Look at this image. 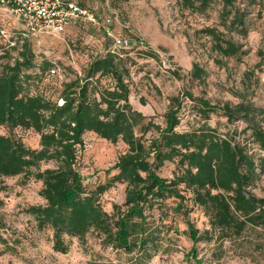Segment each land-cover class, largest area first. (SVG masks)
<instances>
[{
  "label": "trees",
  "instance_id": "1",
  "mask_svg": "<svg viewBox=\"0 0 264 264\" xmlns=\"http://www.w3.org/2000/svg\"><path fill=\"white\" fill-rule=\"evenodd\" d=\"M177 3L181 11L205 17L210 16L208 10L215 3L220 5L217 25L195 29L208 37L217 64H222L223 58L241 59L247 54L241 39L249 34L250 14L256 6L258 16L264 11V0ZM76 23L97 27L81 20H74L69 27ZM104 27L102 24L97 28L105 30V38L112 47L114 40ZM128 38L133 42L131 47L119 51L109 47L105 54L92 57L83 75L64 82L58 95L46 92L45 72L54 75L55 67L48 60L37 64L30 37L20 33L0 44V126L8 132L0 133V179L23 176L42 184L39 195L43 203L29 205L26 212L35 218L38 229L52 230L56 251L66 253L70 238L84 242L89 234H96L104 248L136 252L133 264H147L156 252L171 246L170 232L178 231L173 215L187 213L185 201L190 199L202 209L209 223V228L200 232L187 219L188 228L184 230L193 241L188 258L201 261L198 242L214 241L222 246L240 238L248 229H264V196L253 191L264 173V157L256 159L247 143L237 139V129L236 133H219L207 123L209 112L219 109L229 123H246L243 131H250L253 142L264 153V109L241 92L236 93L238 102L212 105L187 91L180 101L184 97L198 101L204 120L199 127L178 130L179 111L174 106L165 114V126L152 120L145 123L146 115L130 101L131 65L135 63L130 50L143 42ZM141 50H147L142 51L146 57L160 59L147 46L143 45ZM37 66L40 71H35ZM175 70L174 73L179 72ZM206 73L199 63H193L192 78L201 79ZM103 77L110 78L111 83L101 84ZM139 125L142 135L135 132ZM153 127L159 133L147 142L144 134ZM18 128L39 134V147L27 145L15 133ZM89 132L112 143L122 140L128 145V150L108 169L118 172L95 188L85 184L80 171L84 135ZM166 161H175L177 165L171 179L158 173ZM50 162L53 165L42 167ZM116 181L127 183L125 201L114 204L113 211L108 212L101 196ZM187 193L191 196L187 197ZM172 197L179 199L175 206L167 203ZM3 203L0 198V207ZM171 216L172 223H166ZM5 227L0 217L2 251L14 248L5 235Z\"/></svg>",
  "mask_w": 264,
  "mask_h": 264
},
{
  "label": "rangeland",
  "instance_id": "2",
  "mask_svg": "<svg viewBox=\"0 0 264 264\" xmlns=\"http://www.w3.org/2000/svg\"><path fill=\"white\" fill-rule=\"evenodd\" d=\"M96 12L104 28L114 34L130 36L134 41H142L138 48L130 50L135 62L131 78L130 101L133 106L146 115L145 123L152 120L155 124L165 126V114L171 106L179 111L180 127L178 130H192L204 122L197 100L183 98L186 92L194 97L204 98L212 105L226 101L238 102L236 93L241 92L247 100L264 109V11L258 16V7H253L250 14L249 34L241 40L247 54L223 58L222 64L214 60L215 52L211 50L208 37L195 32L203 25H217L220 5L215 3L209 10V17L202 14L181 11L177 0H76ZM20 33L30 37L36 53L37 64L50 61L54 75L46 71L45 87L47 94H59L63 83L83 75L84 67L92 57L105 54L111 47V41L105 38V30L88 24L76 23L62 33H43L28 35L25 26L17 15L0 6V44L7 42ZM14 44V43H12ZM143 45L152 49L159 58L146 57ZM143 51V52H142ZM263 51V55L262 52ZM204 67L207 73L201 78L190 76L193 63ZM52 65V66H53ZM177 69L178 73H174ZM35 71H40L37 66ZM111 83L103 77L101 84ZM172 97H179L173 101ZM180 103V104H179ZM207 123L219 133H232L237 129V139L247 143L257 160L264 157L250 137V131L244 132L243 121L229 123L219 109L209 112ZM264 127V119L262 120ZM137 135H142L141 125L135 128ZM0 133L8 134L0 126ZM24 142L31 147H39L40 135L32 130L18 128L15 130ZM156 128L144 134L147 142L153 135H158ZM85 147L81 152L80 171L89 188L107 183L118 170H108L118 157L128 150V145L120 140L112 143L93 132L84 135ZM53 163H43L42 167ZM177 170L175 161H166L158 173L171 179ZM127 183L116 181L101 196L105 210L112 212L114 204H122L126 197ZM42 184L33 178L16 176L0 179V217L6 223L5 235L14 247L8 251L0 248V264H133L136 252L126 253L103 247L96 234H89L84 242L70 238V247L66 253L53 248L51 229H38L36 220L26 212L31 204L43 203L39 190ZM253 191L264 196V173L257 181ZM187 197L191 194L187 193ZM177 198H169L167 203L175 206ZM187 213H175L173 217L177 232L171 230V246L167 250L156 252L147 264H264V229H248L235 241H226L222 246L214 241L197 243L198 257L201 261L188 258L193 241L184 233L187 219L195 228L203 232L209 228L208 218L202 209L194 206L189 199L185 201ZM159 213V210H157ZM172 216L165 220L172 223ZM69 240V238H68ZM263 244V246H262Z\"/></svg>",
  "mask_w": 264,
  "mask_h": 264
},
{
  "label": "built area",
  "instance_id": "3",
  "mask_svg": "<svg viewBox=\"0 0 264 264\" xmlns=\"http://www.w3.org/2000/svg\"><path fill=\"white\" fill-rule=\"evenodd\" d=\"M5 7L18 16L28 34L62 33L74 20L102 26L97 14L75 0H0ZM113 38L112 51L129 48L133 42L128 37L106 30Z\"/></svg>",
  "mask_w": 264,
  "mask_h": 264
}]
</instances>
